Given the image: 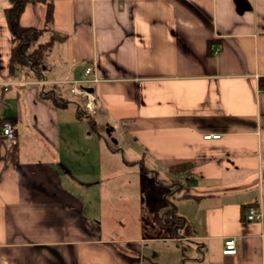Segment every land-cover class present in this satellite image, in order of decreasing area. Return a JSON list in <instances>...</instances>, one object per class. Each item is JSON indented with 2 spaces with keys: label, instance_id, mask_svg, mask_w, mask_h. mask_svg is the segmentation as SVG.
Returning a JSON list of instances; mask_svg holds the SVG:
<instances>
[{
  "label": "crops",
  "instance_id": "crops-1",
  "mask_svg": "<svg viewBox=\"0 0 264 264\" xmlns=\"http://www.w3.org/2000/svg\"><path fill=\"white\" fill-rule=\"evenodd\" d=\"M49 2L52 29L36 43L51 33L61 40L47 50L41 77L28 67L9 72L7 1L0 5V127L9 121L16 131L12 145L0 135V264H264V0ZM44 19L45 3L27 0L20 24L41 29ZM88 67L97 78L89 97L69 93L67 81L86 78ZM51 90L67 102H53ZM87 116L115 140L130 138L168 182L142 158L111 150L102 133L78 135ZM95 135L108 164L119 155L125 170L153 176V218L146 229L139 196L137 239L81 224L85 204L72 188L90 180L74 176L72 152ZM169 183L171 192L157 191ZM167 200L174 205L164 223L157 211ZM250 206L258 221L245 219ZM233 236L236 254H222Z\"/></svg>",
  "mask_w": 264,
  "mask_h": 264
},
{
  "label": "rangeland",
  "instance_id": "rangeland-1",
  "mask_svg": "<svg viewBox=\"0 0 264 264\" xmlns=\"http://www.w3.org/2000/svg\"><path fill=\"white\" fill-rule=\"evenodd\" d=\"M4 0H0V5H3ZM50 34L45 35L43 39L49 37ZM71 93L69 90H67ZM71 108L72 106H68ZM78 127V135L85 134L87 131H92L90 127V123L86 120L84 123H79ZM94 130L97 132L102 133L107 140L113 144L117 145L123 149L122 155L126 159H137L140 157L138 155V146L133 144L130 138L126 139L125 143H122L121 140H115L114 136L109 134V131H106V126H101L99 124L94 125ZM94 131V132H95ZM98 136H93V143L90 141H80L79 146L81 145L84 150L77 149V151L73 154L72 161L76 162V167L74 170L79 169L80 172H73L74 176L79 178L90 180L89 186L85 188L76 187L74 186L73 194L74 196H78L81 201L85 204V214L87 215L85 218L81 220V224L86 228L92 227L93 225L97 227V223L101 224L103 227V236L106 237H116L119 236L120 238L127 239H137V198L142 197V211H141V223L145 226L150 224L151 218H153V210L151 209L148 204H146L147 197L150 193L151 189L154 191V185L150 184L152 181L151 174L149 175L148 172L142 171L141 178L137 177V170L136 175L133 174V170H125L121 165V160H119V155L113 156L112 161L108 164L107 158L105 156L106 147L104 145L103 140H99ZM117 139V137H115ZM121 141V142H120ZM98 143V144H97ZM128 143V145H127ZM90 148V152H86L85 149ZM139 149V148H138ZM142 158V163L144 166L149 170L150 168H154L153 163L149 160L148 157H140ZM87 160L88 162H85ZM88 165V170L87 169ZM86 167V168H85ZM158 170L157 168H154ZM158 180L162 182V184H166L168 173L164 170H158ZM141 180L142 183L137 185V180ZM99 183H94L95 181ZM174 187H169L160 185L157 186V191H167L169 192ZM171 192V191H170ZM116 200H118L119 204H117ZM168 201V200H167ZM106 203H110L113 205H118L117 208H112L110 211L107 209ZM172 205L170 201L167 202V209L158 210L159 207H156L157 215L161 222L167 223L169 222L168 218H171V211ZM76 208V205H75ZM96 220V221H95ZM162 227V223H161ZM146 229H148L145 226ZM182 232L188 233L186 227L185 230L183 227L180 226ZM95 232V230H94ZM143 234L148 233V230H144ZM148 234H152L150 231ZM137 242V240L135 241ZM123 244V243H120Z\"/></svg>",
  "mask_w": 264,
  "mask_h": 264
},
{
  "label": "trees",
  "instance_id": "trees-1",
  "mask_svg": "<svg viewBox=\"0 0 264 264\" xmlns=\"http://www.w3.org/2000/svg\"><path fill=\"white\" fill-rule=\"evenodd\" d=\"M7 6L2 10L3 16L5 17L7 27L11 36V51L9 56V72H13L15 66L28 67L33 73L36 74L37 77H41V72L45 68V55L47 50L53 45L55 41L61 40V37L51 33L49 38L40 43H36L37 38L44 30H51V26L53 23L52 17V4L49 0H35L38 2L45 3V28H35L32 26H23L19 22L20 15L25 7L27 0H6ZM258 84L260 88H264V77L259 78ZM53 90L49 91V96L52 98L53 102H67L64 98H59L56 95L52 96ZM76 111L78 114L82 112V108L80 106L76 107ZM86 120L90 123L91 129L94 130L95 122L87 116ZM95 131V130H94ZM96 134L97 131H95ZM99 135V134H98ZM106 143L107 146L113 151H119V148L114 147L104 135H99ZM126 163H129L126 160ZM130 164V163H129ZM174 168L182 170L184 165L181 163L179 165H175ZM175 170V169H173ZM156 180V179H155ZM178 223H182L180 217L173 216L171 219L170 225L177 228ZM185 229L187 225L185 223L180 225Z\"/></svg>",
  "mask_w": 264,
  "mask_h": 264
},
{
  "label": "built area",
  "instance_id": "built-area-1",
  "mask_svg": "<svg viewBox=\"0 0 264 264\" xmlns=\"http://www.w3.org/2000/svg\"><path fill=\"white\" fill-rule=\"evenodd\" d=\"M87 75L86 78L82 79V80H72V81H67L70 84V92L72 94L75 95H79L82 97H89V92H87L84 87H87L89 85H91L92 83L97 81V78L91 73V69L88 67L85 69V73ZM0 135L3 139V141L7 144V145H12L14 143H16V131L15 129L12 127V124L9 121H4L0 127ZM219 134H208L203 136L204 138H218ZM261 212L259 211V209L255 206H250L247 211H246V215L245 219L247 221H258L259 218H261ZM239 239V237L233 236V237H229L226 238L223 241V247H222V254L225 255H233L236 254L237 250H236V244L237 240Z\"/></svg>",
  "mask_w": 264,
  "mask_h": 264
},
{
  "label": "water",
  "instance_id": "water-1",
  "mask_svg": "<svg viewBox=\"0 0 264 264\" xmlns=\"http://www.w3.org/2000/svg\"><path fill=\"white\" fill-rule=\"evenodd\" d=\"M84 89L89 92L91 89L89 87H84Z\"/></svg>",
  "mask_w": 264,
  "mask_h": 264
}]
</instances>
